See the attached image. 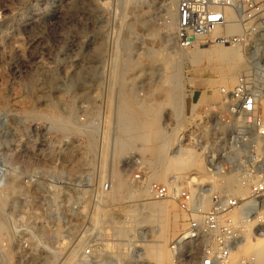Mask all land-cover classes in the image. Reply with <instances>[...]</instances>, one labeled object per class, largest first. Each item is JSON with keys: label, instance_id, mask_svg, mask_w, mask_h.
I'll return each instance as SVG.
<instances>
[{"label": "rangeland", "instance_id": "1", "mask_svg": "<svg viewBox=\"0 0 264 264\" xmlns=\"http://www.w3.org/2000/svg\"><path fill=\"white\" fill-rule=\"evenodd\" d=\"M163 8V0H0V176L7 171L10 157L23 153L27 139L38 143L48 138L71 144L62 146L57 153L64 154L66 159L65 153L70 152L73 160H66L72 164L78 160L84 165L86 157H92L91 167L102 173L111 172L112 186L116 191L120 189L118 181L122 179L121 189L130 188L131 192L125 196L120 190L113 196L112 187L95 207L90 221L92 234L105 237L101 243L107 251L115 252L114 259L119 264H126L128 258L125 252L134 247L140 254L141 264H152L145 259L144 253L154 239L148 229L157 225V218L148 219L145 223L148 234L143 236V231L135 227L133 221L129 222L127 216L134 210L135 214L141 212L140 198L146 197L149 202L166 206L164 223L167 228L164 230L167 231L163 230L162 240L165 241L168 264H173L171 241L185 223L184 214L173 201L155 200L148 191L132 188L131 177L119 173L122 157L140 156L152 172L150 181L166 183L172 173L181 175L187 169H196L201 181H206L199 154L196 153L197 159L182 167L180 172L174 166L164 165L163 159L167 157L172 164L174 160L177 163V160L183 159L182 156H170V151L177 142L178 133L189 124H194L202 140L209 141L204 117L207 112L224 106L220 91L230 90L242 69L239 50L235 52L238 57L235 64H227L208 55L213 45L197 46L198 50L206 52L198 62L189 53L194 47L181 48L185 58L177 63V56H172L177 53L173 47H177L175 28L172 39L166 42L170 34L164 24ZM33 13L40 16L33 18L34 22L28 20L32 19ZM94 47H99L97 59L92 57ZM37 60H40L39 63ZM176 89L181 93L177 102L174 101L178 92ZM121 114L127 116L130 122L126 126L133 125L135 132L134 128L129 127L126 131L118 127L116 118ZM80 115L86 122L99 121L97 126L91 125L96 138L92 153H83L87 143L84 131L83 134L76 131L70 135L66 133V136L49 126V118L56 116L60 121L69 117L68 122L78 127L80 122L76 123V120ZM101 127L108 135L115 134L120 142L131 143L124 155L114 157L108 151L105 158L99 160ZM165 139H170V144L161 153ZM30 143L27 141L26 146ZM109 147L111 149L110 144ZM76 155L77 159H74ZM72 169L75 172L79 168ZM164 172L167 174L160 175ZM10 182L11 191L0 190V222L6 223L8 231L0 232V264H40L44 260L45 264H59L61 240L57 239L60 237L65 240L62 245L78 242L74 248L68 249L70 252L62 263L71 264L74 249L84 243L82 238L79 241L77 238L84 226L82 221L88 215L87 210L84 208L76 214L63 209L52 211L63 213L62 221L77 224L74 232L65 233L66 237H76L71 241H66L62 232V226L68 225L57 222L53 226L52 223L45 226L31 222L28 224L32 225L15 224L13 212L21 211L11 209L16 204L17 185L12 180ZM60 196L66 203L72 198L65 191L55 193L53 199ZM27 211L29 217L42 213L47 217L49 212L43 208ZM115 226H123L126 232L130 229V232L134 231L133 242L118 244L124 243V240L112 235ZM24 243L29 251H24ZM23 252L26 256L22 258ZM64 252L62 250L61 254ZM119 253L121 256L117 257Z\"/></svg>", "mask_w": 264, "mask_h": 264}, {"label": "built area", "instance_id": "2", "mask_svg": "<svg viewBox=\"0 0 264 264\" xmlns=\"http://www.w3.org/2000/svg\"><path fill=\"white\" fill-rule=\"evenodd\" d=\"M176 16L178 48L229 45L242 54V69L235 82L230 90L220 91L224 106L204 117L209 141L202 140L194 124H189L178 133L170 151L174 157L184 149L197 151L207 180L201 181L196 169H187L181 175L172 173L166 183L150 181L152 172L140 156L122 157L119 173L131 177L132 188L147 190L155 200L169 199L184 214V227L170 244L173 264H228L246 228L253 238L264 237V0H177ZM78 122L97 126L99 121L86 122L80 115ZM27 141L31 142L28 146ZM24 143L23 153L12 155L7 171L0 176V190L11 191V180L17 185L16 204L10 208L21 213L13 212L14 223L53 226L57 222L68 225L62 226L66 237L77 224L62 221L63 213L52 211L76 214L85 208L88 215L77 238L84 243L74 249L71 264H119L115 252L101 243L105 237L92 234L90 223L95 207L112 188L111 172L91 167L90 156L74 172L72 163L57 153L62 146L71 145L66 141L43 138L38 143L30 139ZM65 191L72 197L69 202L61 196L53 199L55 193ZM34 208L49 210L47 217L44 213L29 217L25 211ZM61 238L57 239L61 240L59 264L78 243L62 245L65 240ZM73 239L76 237H66V241ZM26 246L24 243V251H29ZM134 248L125 252L126 264H141Z\"/></svg>", "mask_w": 264, "mask_h": 264}, {"label": "bare ground", "instance_id": "3", "mask_svg": "<svg viewBox=\"0 0 264 264\" xmlns=\"http://www.w3.org/2000/svg\"><path fill=\"white\" fill-rule=\"evenodd\" d=\"M176 3H177V0H163V6H164V8H163L164 9L163 19H164V24H165V26L168 29V32L170 34V36L166 39V42H168V41L170 42V40L172 39V36H173L172 35V31H173L174 28H176V20H177ZM39 17H38L37 14H34L32 19L29 18L28 20L34 22L35 19L33 20V18H37L38 19ZM25 25H27V24H25ZM173 47L176 48L175 51L177 53H175V55H172V56H177V63L180 64L181 60L183 58H185V54H184V52H182L183 48L181 50L180 48H178L176 46H173ZM94 48H95V50L92 51V57H95L94 59H97L98 55L100 54V53H98L99 52L98 51L99 47H94ZM198 49H200V48L195 46L194 48L190 49V51H189V53L193 57H195V61L196 62H198V60L200 58L204 57L205 54H206V52H203L202 50L200 51ZM235 52H237V49H232V48H230L229 45H213L211 50H210V53H208V55L212 56L214 59L224 60L227 64H235V61L238 60V57L236 56ZM90 60H92V59H90ZM39 61L40 60H37L38 63H39ZM177 63H176V65H177ZM176 72H174L175 75L177 74ZM30 82H31V80H30ZM28 84H29V86H32L30 83H28ZM177 90L178 89H176V91ZM221 91H226V90L225 89H221ZM180 97H181V93L178 90V92L174 95V101L177 102L178 98H180ZM126 104H127V102H126ZM55 117L52 116L51 118H49L50 119L49 120L50 121V125L49 126H50L51 129H53L54 131H59L60 134L63 133L65 135H66V133L68 135H70L69 133H72V132L74 133V131L83 134L82 131H84L86 133L87 143H86V148H84L83 153L84 154L85 153L88 154V152L92 153L95 150V145H94L95 142H96V138H95V135H94L95 130L93 128H91V126L85 125L84 127H82V126H78L77 125L78 127H76V126H74V125H72L71 123L68 122L69 119H70L69 117H67V120L65 119L63 121H60V119L55 118ZM108 118H110V117L108 116ZM116 119L118 120V122L116 120L115 121L118 123V127L119 128H121V129L125 128L126 131H128V128L130 127L129 129L134 128V132L136 131V129H135V127L133 125L126 126V124L128 122H130V120L127 118L126 115L121 114ZM134 125H135V123H134ZM131 126H133V127H131ZM104 129H105L104 127L103 128L101 127V129L99 131V136H100L99 139H98L99 140V147H98L99 160L102 161V159L105 158L104 156L107 154L108 151L110 152V154L112 156L114 155V157L115 156L118 157V156L124 155V153L131 147V143H122V142H120L119 138H117V136L115 134L108 135V132L105 131ZM130 131L131 130H129V132ZM68 135H66V136H68ZM109 144L111 145V149L109 147ZM169 144H170V139L169 140L165 139V142H163L162 145H161L160 152L162 153L163 151H165L168 148ZM65 154H67V155H65L66 159L68 158V160L69 161L71 160V162H72L73 159L70 157V156H72L70 154V152L65 153ZM180 156H182L183 159H179V161L177 160V163H176V160H174L176 164L175 163L174 164L170 163V161L167 159V157H165L163 159V161H164L163 163H164V165L166 163V165L168 167H170V166L173 167L174 166L175 170H178L180 172L182 167L184 168V166L190 165L191 161L193 159L194 160L197 159L196 156H198V155L196 153H194V152H189L187 149H184L183 153ZM172 157H174V156H172ZM174 158H176V157H174ZM139 161H140V159H139ZM172 162H173V160H172ZM82 165H83L82 162H80L78 160L77 161H73V164H72L73 168H76V169L82 167ZM169 169H171V168H169ZM166 174L167 173L164 172L163 174L161 173L160 175H166ZM118 185H119V188H120V189H118V191L123 190V193H125V196L128 195L131 192L129 190L130 188L129 189H121L122 188V179H120L118 181ZM114 187L112 188L111 192H112L113 196H116V193L118 191H116L114 189ZM146 191L147 190H144L143 192H146ZM148 200H150V199H148L146 197H142V198L139 199L138 202H140V203H138V204H139V206H141V207H139V208H141V209H139V211H141L142 214L140 215L141 212L139 214H135V213H133L135 211L134 210L133 212L130 213V215H127L128 216V221L129 222L133 221V225H135V227L137 226L138 228H140L143 231V236L148 234V230L152 232V233L150 232L149 234H150V236H153L154 239L152 240V244L148 245L149 247H148V249H146V251L144 253L145 254L144 255L145 259L147 261L151 262L152 264H168L167 263V251H166V248H165L166 245H164L165 241L162 240V239H164V237H162L163 230L165 229V227L167 228L166 224L164 223V222H166V215H167L166 206H163L162 204H158L156 202H149ZM151 217H156L157 218V225L152 227V228H149L147 230V229H145V227H146L145 223L148 222V219L151 218ZM5 224L3 222H0V232L2 230L3 231L4 230L7 231ZM118 226L113 227L112 235L116 239H120V240L123 239L124 240V243L123 242L122 243L118 242V244L127 245L129 243V241L131 240V237H133V232L134 231L130 232V230H131L130 229V230H128L129 232H126L127 230H125L123 228V226L121 228L118 227ZM164 231H167V230H164ZM141 236L142 235H140L138 237H141ZM132 245H133V243H132ZM145 247H147V246L145 245ZM25 256L26 255L23 252L21 254V257L23 258ZM120 256H121V253L117 254V257H120ZM45 263L46 262L44 260L40 264H45ZM228 264H264V239L253 240L249 229L246 228L243 231L242 242L240 244H238L237 248L231 253L229 261H228Z\"/></svg>", "mask_w": 264, "mask_h": 264}]
</instances>
